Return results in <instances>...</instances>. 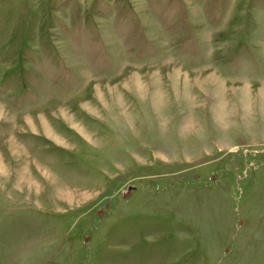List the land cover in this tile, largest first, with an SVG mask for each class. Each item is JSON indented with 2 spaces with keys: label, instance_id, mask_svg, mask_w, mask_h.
<instances>
[{
  "label": "rangeland",
  "instance_id": "1",
  "mask_svg": "<svg viewBox=\"0 0 264 264\" xmlns=\"http://www.w3.org/2000/svg\"><path fill=\"white\" fill-rule=\"evenodd\" d=\"M0 264H264V0H0Z\"/></svg>",
  "mask_w": 264,
  "mask_h": 264
}]
</instances>
